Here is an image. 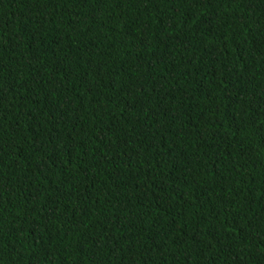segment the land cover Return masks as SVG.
<instances>
[{"label":"trees","instance_id":"obj_1","mask_svg":"<svg viewBox=\"0 0 264 264\" xmlns=\"http://www.w3.org/2000/svg\"><path fill=\"white\" fill-rule=\"evenodd\" d=\"M0 264H264V0H0Z\"/></svg>","mask_w":264,"mask_h":264}]
</instances>
